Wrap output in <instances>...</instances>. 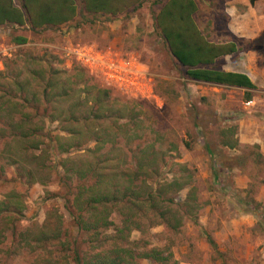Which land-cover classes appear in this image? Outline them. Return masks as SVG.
Segmentation results:
<instances>
[{"label":"rangeland","instance_id":"1","mask_svg":"<svg viewBox=\"0 0 264 264\" xmlns=\"http://www.w3.org/2000/svg\"><path fill=\"white\" fill-rule=\"evenodd\" d=\"M167 1L138 0L125 13L111 17L88 16L81 0H74L75 18L60 27L36 31L28 26L0 27L1 101L16 100L15 84L24 85L27 78L33 92L40 94L52 72L58 76L52 83L72 84L78 66L59 51L67 45L134 61L147 73L145 84L150 90L148 97L122 93L101 80L96 83L86 72L77 79L79 87L62 98L63 107L69 104L74 110L81 129H93L95 141L85 142L68 156L56 155L53 143L46 148L40 145V150L49 152L46 168L51 169L28 165L34 173L32 184L0 158L4 168L0 200L14 192L24 206L20 216L0 212V264H74L75 247L82 264L97 250L99 239L93 242L69 213L77 187L96 179L66 180L59 165L66 157L94 161L104 177L111 176L105 188L111 201L96 210L109 214L107 236L122 227L125 215L134 217L138 229L132 227L124 245L137 264H156L139 258L150 251L167 256L168 264H264V155L260 153L264 146L239 142L241 129L244 141H252V135L264 128V113L259 111L264 107V14L260 11L257 16L253 45L236 35L237 18L245 13L237 8L244 0H193L197 6L193 20L206 39L238 45V52L222 57L213 68L247 70L254 89H241L185 75L155 27L154 18ZM15 37L25 38L26 43L14 45ZM30 110L37 129L44 121V135L67 136L62 131L67 112L60 123L49 124L53 108L42 104L39 110ZM7 114L0 111V129L6 128ZM45 137L43 143L50 139ZM13 142L0 139V151ZM95 148L93 157L90 151ZM41 173L47 179L44 186L36 181ZM128 178L133 179V191L144 186L142 191L132 193V198L118 195L112 202L115 193L110 188L125 185ZM154 203L158 210L168 207L167 224L159 216L161 211L151 209ZM39 238L45 239L43 243H37Z\"/></svg>","mask_w":264,"mask_h":264},{"label":"trees","instance_id":"2","mask_svg":"<svg viewBox=\"0 0 264 264\" xmlns=\"http://www.w3.org/2000/svg\"><path fill=\"white\" fill-rule=\"evenodd\" d=\"M248 1L253 5L259 0ZM81 2L83 10L88 16L115 17L132 8L138 0H81ZM196 9V4L193 0H168L155 16V27L164 38L171 56L185 68V75L191 80L241 89H254L253 83L246 75L236 72H223L213 68L219 59L237 52L236 44L234 42L222 44L209 42L193 20V14ZM76 14L77 9L74 0H19L18 5H15L13 0H0V27L4 25L13 27L28 26L35 31L45 28H57L73 21ZM25 43V38L15 37L13 39L14 45L22 46ZM79 67L74 69L76 72L72 84L66 83L65 85V82L61 81L52 83L51 80L58 77L56 72H52L50 74V83L45 85L40 94L33 92V86L27 78L24 85L20 84V82L15 84L16 87L13 90L15 95L13 96L16 100L1 101L0 99V111L8 113L4 122L6 128L0 129V139L2 141L14 139V142L8 145L7 149H5V145L8 143L3 145L4 147L0 151V158L3 159L4 164H7L8 167H15L17 173L24 178L25 182L32 184L34 179L33 169L29 168L28 165L34 166V169L39 167L51 169L49 166L46 168V163L50 159L48 157L49 152L46 149L40 150L42 148H40V145H44L46 148L53 143L52 147L55 149L56 155L68 156L75 148L83 147L85 142L95 141L92 137L94 136L93 129L86 131L81 129L78 126L81 121H78L75 117L74 110L70 108L69 104L66 105V109L63 107L65 100L62 98L79 87L80 83H77V79L86 73L82 67ZM97 82L98 79L96 80ZM33 84H35L34 80ZM248 98L246 97V99ZM42 104L46 107L50 106L51 109L53 108L49 113V124L60 123L59 119H62L63 113L66 114L67 112L66 119L62 122L65 125L62 131L66 132L67 136L55 135L50 138L49 134H45V137L43 134L44 121L42 122V127L36 128L35 119L30 115L29 111H31L30 109L39 110ZM61 104L62 106L56 107V105ZM71 106L78 105L72 104ZM94 118L95 116H91L92 120ZM37 133L39 134L37 135ZM44 137L50 139L43 143L42 139ZM90 152L91 156L94 157L97 149L95 148ZM62 159L59 160V165L64 171L66 180L72 178L80 181H87L90 178L96 179L94 184L77 187L72 199L71 206L73 211L69 210L78 229L82 230L83 233H88V237L92 241L94 240L93 242L99 239L97 250H94L89 260L82 264H137L135 256L130 253L131 249L124 245L133 230L132 227L138 229V227L133 225L135 222L133 220L134 217L125 215L122 227L115 228L113 236H107L104 235V231H108L111 226L108 221L109 214L96 210L97 208L105 209L104 206L111 201L105 192V188L108 187L106 182L108 179L106 178H111V176L104 177L100 168H96L98 166L96 162L93 161V164H91L89 159L85 161L80 158L73 160L70 157ZM2 170L4 171V168L0 164V171ZM36 181L39 185L44 186L47 179L41 173ZM125 182H127L126 186L122 182H117L119 184L114 185L112 189L110 188V191L115 193L112 202L116 201V196L118 195L121 198H132V193L139 195V192L144 187L141 186L135 192L132 190L133 179L128 178ZM171 187L175 190L179 189L176 184H171ZM117 188L118 190H116ZM156 205V203L152 204L153 207L151 209L157 213L161 211L159 216L167 224L168 219L165 218V215L168 214V207L165 210H158ZM23 207L22 202L19 200V195L14 192L9 193L3 200H0V212H11L20 216L23 212ZM44 237L46 236L44 235ZM100 238H102V242ZM43 240L45 239L39 238L37 243L41 244ZM106 243H108L107 246L103 248ZM156 252H147L139 258L147 259L151 263L168 264L169 259L167 256ZM80 257V252L75 247L72 250L73 263L80 264Z\"/></svg>","mask_w":264,"mask_h":264},{"label":"built area","instance_id":"3","mask_svg":"<svg viewBox=\"0 0 264 264\" xmlns=\"http://www.w3.org/2000/svg\"><path fill=\"white\" fill-rule=\"evenodd\" d=\"M59 51L68 63L82 67L91 77L101 80L106 85L122 93H138L148 97L146 89L147 73L138 68L137 64L117 53H101L89 47L62 46ZM251 105V102L247 106Z\"/></svg>","mask_w":264,"mask_h":264},{"label":"crops","instance_id":"4","mask_svg":"<svg viewBox=\"0 0 264 264\" xmlns=\"http://www.w3.org/2000/svg\"><path fill=\"white\" fill-rule=\"evenodd\" d=\"M197 7V6H196ZM243 10L245 13H242L240 17L237 18V26H236V31H237V38L240 39H249L251 43L254 45V40L256 39V34L257 30L259 28L258 22H257V16L259 15L260 11L262 14H264V0H259L255 4L251 5L248 0H244L241 4V7L237 8V11ZM229 29V28H228ZM231 33V32H230ZM211 43H214L212 41H209ZM217 44V43H214ZM237 52L239 51L238 45H236ZM223 72H236V73H241L246 75L252 82V79L247 72V70L243 69L241 71H223ZM253 83V82H252ZM263 111L264 113V107L259 108V111ZM242 134L245 132L241 129L240 130ZM239 138L240 143H247L249 145H258V146H264V128L261 126V132L253 134L251 139L252 141H244L242 138V135ZM260 153L264 155V149H260Z\"/></svg>","mask_w":264,"mask_h":264}]
</instances>
